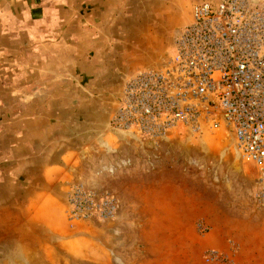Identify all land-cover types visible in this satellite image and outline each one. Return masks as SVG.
<instances>
[{
  "label": "rangeland",
  "instance_id": "obj_1",
  "mask_svg": "<svg viewBox=\"0 0 264 264\" xmlns=\"http://www.w3.org/2000/svg\"><path fill=\"white\" fill-rule=\"evenodd\" d=\"M190 7L176 12L180 19ZM164 52L162 59L172 47ZM134 72H119L96 128L66 125L70 138L57 167L36 163L17 173L10 196L6 188L0 264H213L210 251L234 264H264L262 184L231 135L151 143L110 127L122 83Z\"/></svg>",
  "mask_w": 264,
  "mask_h": 264
},
{
  "label": "crops",
  "instance_id": "obj_2",
  "mask_svg": "<svg viewBox=\"0 0 264 264\" xmlns=\"http://www.w3.org/2000/svg\"><path fill=\"white\" fill-rule=\"evenodd\" d=\"M194 1L0 0L1 211L17 173L60 164L68 123L96 128L121 70L162 59Z\"/></svg>",
  "mask_w": 264,
  "mask_h": 264
},
{
  "label": "built area",
  "instance_id": "obj_3",
  "mask_svg": "<svg viewBox=\"0 0 264 264\" xmlns=\"http://www.w3.org/2000/svg\"><path fill=\"white\" fill-rule=\"evenodd\" d=\"M171 47L125 78L110 127L151 143L231 135L264 195V0L194 1ZM225 259L234 264L217 251L206 257Z\"/></svg>",
  "mask_w": 264,
  "mask_h": 264
}]
</instances>
